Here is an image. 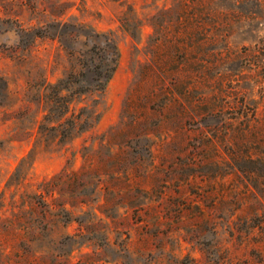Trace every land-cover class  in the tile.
I'll list each match as a JSON object with an SVG mask.
<instances>
[{
  "label": "rangeland",
  "instance_id": "obj_1",
  "mask_svg": "<svg viewBox=\"0 0 264 264\" xmlns=\"http://www.w3.org/2000/svg\"><path fill=\"white\" fill-rule=\"evenodd\" d=\"M178 6L0 0V264L24 244L33 264H264V164L247 160L264 123V15L235 7L228 38L197 29L171 65ZM106 40L116 70L105 92L82 94L80 54L106 69Z\"/></svg>",
  "mask_w": 264,
  "mask_h": 264
},
{
  "label": "trees",
  "instance_id": "obj_2",
  "mask_svg": "<svg viewBox=\"0 0 264 264\" xmlns=\"http://www.w3.org/2000/svg\"><path fill=\"white\" fill-rule=\"evenodd\" d=\"M219 0H179V6L177 12V21H178V27L181 29L175 34V44L170 45L167 48V63L173 64L175 63L176 57L181 54L188 56L190 49L192 46L190 45V42L194 39L195 33L198 32L199 29H205L207 25H209L211 28H217L221 29L224 28L226 34L224 35V38H228L230 34V30L233 26V21L236 18L241 17V12L235 11V7L238 10L244 9V6L254 4L258 5V7L261 9L262 14L264 15V0H225V2H229L232 4V6H229V9L227 11H216L213 10L212 6L215 5ZM223 1V0H222ZM198 29V30H197ZM188 43L189 45H187ZM262 44L261 47H258L257 51H263L264 52V38L260 41ZM106 48L102 49V52L105 54L104 56H101L100 58L104 61H109L112 65H106V69L103 68V65L97 64L96 61L93 58H90L89 61L85 59V56L83 54H80V61L79 65L83 69H87L89 73H91L90 78V84L91 87L88 89H81V93H103L105 92L107 88V84L109 80L111 79L113 72L116 70L119 53L117 46L110 42V40L105 41ZM94 52V51H93ZM98 54L97 52H94ZM155 57L158 55V52L155 51ZM71 55H75V53L70 52ZM264 56V55H263ZM158 59V58H157ZM257 69H261V71H264V64L257 65ZM104 69V70H103ZM178 69V68H177ZM79 76L81 77V81L79 79H76V81L73 80V76H69L67 78V82H62V86H69L70 84H79L80 82H84V74L79 73ZM177 76L171 75V83L176 84ZM164 79L161 77H158V82H163ZM64 87L59 93H63L65 90L68 91V87ZM154 93L152 92L150 95L147 96V100H152L154 97ZM64 99L65 97H60ZM83 117V113L79 114L77 116L76 122L72 125H75V128H78L79 131H84L86 127L89 125L90 119H81ZM62 119L59 120V126H62L63 123H60ZM71 121H68V124ZM71 124V123H70ZM56 128V127H54ZM137 130V125L131 126V129L129 131H120L117 135L121 136L128 132V134L135 132ZM254 136L256 137V153H252L248 155L247 160L251 161L255 164H264V151L262 149L264 148V123H258L256 127L253 128ZM135 134V133H134ZM62 136L64 135L67 137L66 133H62ZM2 146V143L0 142V147ZM119 157V156H118ZM113 162L117 160L116 155L111 158ZM116 163V162H115ZM91 164V163H90ZM117 164V163H116ZM107 172V171H106ZM108 174V173H106ZM127 179L129 182H131L132 176L129 173H125ZM260 176V175H259ZM117 181L120 179L119 177H116ZM46 185H49L50 188H53L55 184L53 182L47 183ZM258 194H260L263 198L264 196V188L261 186L255 187ZM47 189H45V192ZM48 195L51 197L54 196V191L47 192ZM258 203L260 205H263V202L258 199ZM45 204V203H44ZM47 206V205H45ZM33 209V208H32ZM34 211V209H33ZM68 211L66 209H62L61 213L67 214ZM16 220L21 224L20 226L23 227L21 229L23 234L21 235H29L30 228L26 227L25 224L22 222L23 218L20 214L15 215ZM254 219H258V217H254ZM38 222L37 219H35V223ZM36 239V235L33 236V238H29V242H33ZM25 242L24 239H20V244ZM23 253L19 255V261L17 264H33L30 263V256H29V247H27V244H24L22 246ZM19 254V253H18ZM36 264H45L44 262L41 263L39 261H35Z\"/></svg>",
  "mask_w": 264,
  "mask_h": 264
}]
</instances>
